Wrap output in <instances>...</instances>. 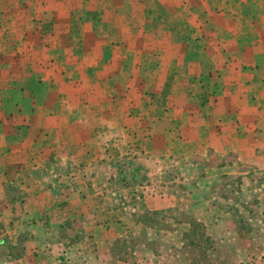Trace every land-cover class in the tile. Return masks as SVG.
<instances>
[{
	"label": "rangeland",
	"instance_id": "rangeland-1",
	"mask_svg": "<svg viewBox=\"0 0 264 264\" xmlns=\"http://www.w3.org/2000/svg\"><path fill=\"white\" fill-rule=\"evenodd\" d=\"M239 2L248 3L246 8L254 10L249 3L252 0L0 2L7 14L17 9L16 18L34 16L24 29L18 30L17 23L12 29L20 37L18 45H24L30 38L34 54L29 61L34 64L42 63L43 60L52 63L58 57L67 71L71 67V70L76 69L74 73H79L76 75L78 78L89 77L90 82L83 80L76 85V88L80 87L76 97L79 95L81 98L77 109L84 113L81 121L87 125L85 129L97 135L102 134L103 142L112 130H122L125 136L115 137L122 138L123 143L119 145L125 148L134 146H130L125 154L122 152L127 169L124 171L122 167L120 171L126 172L125 178H137L139 174L149 176L151 183L143 185L160 184L159 189L175 197L173 208L162 210L156 215L146 212L139 215L138 220L144 225L143 231L134 233L133 229L127 238L121 237L114 243L110 253L114 264H264V230L252 214H248L255 203L261 202L255 199L256 195L263 198L262 193L255 190L264 179H257L256 176L253 179L248 165H237L233 163L232 157L225 163V174H221L223 170L219 166L228 159L221 161L211 152L208 159L203 149L210 141L209 135L203 134L201 129L199 132L195 129L204 128L207 131L205 125L222 127L221 119V125L217 123L218 117L231 108L242 110L244 107L237 102L238 96L242 95L239 92L240 80L243 71L250 68L248 64L253 62L249 55L254 44L259 43V47L264 49V22L263 27L257 28L251 24L249 29L241 28V21L238 20L241 9ZM258 14L257 9L256 16ZM53 16H59L57 22L53 21ZM259 17L264 19V14ZM32 27L35 30L42 29L46 38L36 34V31L24 37L23 33ZM13 32L8 28V33ZM255 32L258 40L253 38ZM243 34L247 38L240 36ZM83 50L86 51L84 55ZM19 56L22 59L20 63L25 64V56ZM10 57V54L4 58L0 56V62L10 65ZM88 64L95 70L116 64L115 70L111 72L112 79L107 74L114 94L110 105L108 103L106 106L105 101L98 102L101 99L99 93L91 89L97 84V79L93 77L96 81L92 83L91 76H88L90 73L83 71L84 65ZM247 78L249 76L243 79ZM186 84L187 90H191V97L197 100L188 109L187 102L178 105L186 95ZM70 87L66 83L67 99L71 98ZM235 87L237 89L234 90ZM34 89L38 92L39 87ZM103 90L106 91V86ZM102 93L105 95V92ZM207 95V103H200L201 96ZM88 100L92 101L88 103ZM109 106L113 111L111 117L109 114L104 115L106 110H110ZM89 116L92 117L87 119ZM227 120H230L224 125L227 128L229 124L237 123L234 119ZM213 138L216 140L217 135ZM153 146L160 150L153 151L156 148ZM197 156L205 157L203 163L207 165H204L203 170L207 166L210 168L212 179L208 192L202 189V184V187L197 188L195 184L184 180L186 173L183 164L192 161L198 163ZM97 171L98 178H107L105 166L97 168ZM38 175L44 177L43 173ZM251 179L259 183L250 182ZM135 183L132 180L122 185H128V192H131V184ZM101 186L102 190H107L109 184L104 182ZM128 192L119 191L115 194L120 206L127 202L131 207L135 204V200L129 199ZM207 196L216 198L215 207L219 208L221 205L218 206V203L226 202L227 207L239 209L237 212L240 213L228 217L229 220L223 221L219 227L217 224L221 217L205 211ZM106 198L97 200L101 208H106ZM92 202L87 200V205H93ZM237 218L240 221H234ZM82 220L87 224L90 218L86 216ZM224 227L226 229L222 231ZM59 233L53 238L63 240L64 236H69ZM39 234V229L35 227L34 236L37 238L33 241V248L29 246L28 252L40 256L42 253L34 250L51 252L48 256L52 259L51 263L62 264L65 255L63 248L58 250L61 248L58 246L52 250L46 246L38 249L36 245L42 239ZM70 235L73 234L70 232ZM131 251L139 253L132 254ZM9 252L14 257L23 253L17 247H0V259L7 258Z\"/></svg>",
	"mask_w": 264,
	"mask_h": 264
},
{
	"label": "crops",
	"instance_id": "crops-1",
	"mask_svg": "<svg viewBox=\"0 0 264 264\" xmlns=\"http://www.w3.org/2000/svg\"><path fill=\"white\" fill-rule=\"evenodd\" d=\"M249 3L254 10L247 9L246 2L238 3L241 8L238 19L241 21V28L249 29L251 24L259 28L264 22V19L259 17L264 14V0H252ZM4 8L9 10L5 6ZM17 11L15 9L7 14L0 6V56L4 58L10 54V59L12 58L10 65L0 62V247H17L23 253L14 257L9 252L7 258L0 259V264H54L48 257L51 252L34 250L36 253H42L41 256L32 251L28 252L29 246L32 245L33 248V241L37 238L34 236L35 227L39 229V236L42 237L36 245L38 249L47 246L54 250L60 246L58 250L63 248L65 251L62 264H114L110 256L114 243L121 237L127 238L133 229L134 233L137 230L140 233L143 231L144 225L138 220L139 215L143 212L156 215L162 213V210L173 208L175 197L159 189L160 184L143 185L150 182L149 176L139 174L137 178H125L126 172L120 171L122 167L124 171L127 169L122 152L125 154L130 150V146H134L125 148L119 145L120 142L123 143L122 138L120 140L115 137L122 136V130L113 132L111 128L112 132L108 136L110 138L106 137L103 142L102 134L97 135L85 129L87 125L81 121L84 113L77 109L80 107L81 98L79 95L76 97L77 90H80L76 85L83 80L90 82L89 77L78 78L76 75L79 73H74L76 69L71 70V67H68L67 71L58 57L52 63L43 60L42 63L34 64L29 61L34 54L30 38H27L24 45H18L20 37L12 29L14 23H17L18 30L24 29L34 16L22 15L16 18ZM58 17L53 16V21L57 22ZM8 28L13 33H8ZM33 31L46 38L42 29L35 30L33 27L23 33V36L31 35ZM240 36L247 38L244 34ZM257 36L255 32L253 38L258 40ZM259 45L255 43L254 48L250 50L249 57L253 62L249 63L250 68L242 73L243 78H249L240 80L239 92L241 91L242 95L238 96L237 102L244 106L242 110L231 108L225 111L224 115L217 118L218 124L221 119L222 127L205 125L207 131L204 128H195L198 132L201 129L203 134L209 135L210 141L203 149L209 153L204 154L206 157H210L211 152L221 158V161L228 159L223 160L224 163L219 166V169L223 170L221 174H225V163L232 157L233 163L248 165L253 179L255 176L257 179H264V49ZM82 53L84 55L86 51L83 50ZM19 55L25 56V64L20 63L22 59ZM74 57L78 58L76 55ZM95 63L98 64L97 61ZM243 65L246 66V62ZM115 66L116 64H112L108 68L97 70L93 69L91 64L83 67L84 72L90 73L88 76H91L92 83L97 79V84L91 89L94 93H99L101 99L98 102L105 101L106 106L114 99L112 82L109 79H112L111 72L115 70ZM37 71L41 73L35 74ZM66 72L68 75H65ZM66 83L71 85V98L68 99ZM102 86L103 89L106 86V91L101 89ZM187 86L188 84L186 89L184 88L186 95L182 97L183 102L178 105L187 102L188 109L191 108L190 104L197 103V100L191 97V90H187ZM35 87H39L38 92ZM100 92H105V95ZM208 98V95L201 96L200 103H207ZM90 101L92 100H88V103ZM106 111L104 115L113 116L111 109ZM119 114H116V118ZM227 119L237 120V123L229 124L227 128L224 126L230 121ZM216 135V140L212 139ZM157 150L160 149H153ZM197 157L198 163L192 161L183 164L186 173L184 180L195 184L197 188L202 184V189L208 192L212 179L210 168L207 166L203 170L204 165H207L203 163L205 157ZM101 166H105L108 172L105 180L98 178L97 168ZM160 170L161 167L158 171ZM40 173H43L44 177H39ZM132 180L136 183L131 184V192H128V185L122 184L128 181L131 183ZM253 181L259 183L258 180L252 179L250 182ZM104 182L109 184L107 190H102L101 184ZM261 183L255 191L262 193L263 198L256 195L255 199L261 202L255 203L248 214H252L259 227L264 230V182ZM119 191L128 192L129 199L136 201L133 207L128 202L121 206L117 203L119 199L115 194ZM104 197H107L106 208H101L97 200H103ZM207 198L205 211L207 214L221 217L218 219L219 227L223 221L229 220L228 217L240 213L237 212L239 209L227 207L226 202L218 203V206H221L217 208L213 205L216 198ZM87 200L93 201V205H87ZM86 216L90 218L87 224L82 220ZM238 220L240 221L239 218L234 219ZM225 227L222 231H225ZM70 232L73 235H70ZM58 233L61 236H69L56 240L53 237ZM72 236L73 238H70Z\"/></svg>",
	"mask_w": 264,
	"mask_h": 264
}]
</instances>
